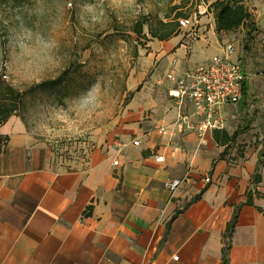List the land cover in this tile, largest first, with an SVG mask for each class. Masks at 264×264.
I'll list each match as a JSON object with an SVG mask.
<instances>
[{
	"label": "crops",
	"instance_id": "crops-1",
	"mask_svg": "<svg viewBox=\"0 0 264 264\" xmlns=\"http://www.w3.org/2000/svg\"><path fill=\"white\" fill-rule=\"evenodd\" d=\"M197 27L191 41L162 42L157 70L180 78L222 51L226 33L216 31L212 10ZM156 83L79 167L53 164L18 117L0 128L9 137L0 154V264H223L224 234L251 189L254 206L240 208L228 264H264V166L253 185L260 145L237 154L214 131L204 139L182 127L153 133L192 111L172 95L173 83ZM168 180L182 184L172 192Z\"/></svg>",
	"mask_w": 264,
	"mask_h": 264
},
{
	"label": "rangeland",
	"instance_id": "rangeland-1",
	"mask_svg": "<svg viewBox=\"0 0 264 264\" xmlns=\"http://www.w3.org/2000/svg\"><path fill=\"white\" fill-rule=\"evenodd\" d=\"M263 3L245 0L252 22L224 35L222 51L213 53L223 56L232 45L231 60L247 77V111L240 103L227 111L226 128L240 132L230 144L237 154L264 143ZM173 5L182 9L170 12ZM206 7L204 0H0V78L25 94L15 117L47 147L53 164L84 165L147 83L169 82L157 70L163 44L150 27L180 14L197 25L210 13ZM143 18L148 22L139 36L134 27ZM194 29L178 32L191 41Z\"/></svg>",
	"mask_w": 264,
	"mask_h": 264
},
{
	"label": "built area",
	"instance_id": "built-area-1",
	"mask_svg": "<svg viewBox=\"0 0 264 264\" xmlns=\"http://www.w3.org/2000/svg\"><path fill=\"white\" fill-rule=\"evenodd\" d=\"M178 24L180 31L197 27L195 18L191 17L180 18ZM234 50L232 45H228L223 56L212 57L206 63L185 72L180 78L173 74L166 76L176 86L172 95L180 100L181 106L190 105L192 111L181 112L172 124L156 126L153 133L165 136L182 127L204 139L207 133L226 128L224 109L241 102L247 80L242 65L231 60ZM133 144L139 146L138 141ZM155 161L162 163L164 158L159 157ZM206 181L210 182L209 179ZM181 184L182 181L168 180L165 186L169 191L175 192Z\"/></svg>",
	"mask_w": 264,
	"mask_h": 264
},
{
	"label": "trees",
	"instance_id": "trees-1",
	"mask_svg": "<svg viewBox=\"0 0 264 264\" xmlns=\"http://www.w3.org/2000/svg\"><path fill=\"white\" fill-rule=\"evenodd\" d=\"M207 3L209 11H213L216 20V31L221 33H234L252 22V15L249 12L245 0H204ZM185 6V5H184ZM170 12H176L181 10L182 7L173 5L170 7ZM188 18V15H178L176 20L164 21V19H157V26L150 27V35L156 38L160 42L168 41L169 39L178 36L180 17ZM170 19V14H166L165 20ZM146 20V21H143ZM135 25L134 32L141 36L143 34V28L147 24V18H143ZM249 87L247 80L244 83L243 97L240 102V108L247 111V103L249 101ZM25 100V94L18 91L14 86L7 83L0 78V128L6 124L12 117H15L19 109L23 106ZM239 131H235L233 134H229L225 129L214 131L213 135L215 141L220 146H226L235 142L239 136ZM9 142V137L4 136L0 132V154H2ZM264 166V143L262 149L259 152L258 169L253 176V185L256 186L262 182V176L260 175V167ZM253 190L251 189L247 193L246 202L239 206L237 213L233 220L229 223L227 231L224 234V248H223V264H228V250L230 241L235 230L240 208L244 205L254 206ZM259 211L261 209L259 208Z\"/></svg>",
	"mask_w": 264,
	"mask_h": 264
}]
</instances>
